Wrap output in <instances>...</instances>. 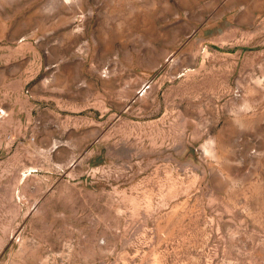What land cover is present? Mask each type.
<instances>
[{
    "label": "rangeland",
    "instance_id": "374dc122",
    "mask_svg": "<svg viewBox=\"0 0 264 264\" xmlns=\"http://www.w3.org/2000/svg\"><path fill=\"white\" fill-rule=\"evenodd\" d=\"M0 264H264V0H0Z\"/></svg>",
    "mask_w": 264,
    "mask_h": 264
}]
</instances>
